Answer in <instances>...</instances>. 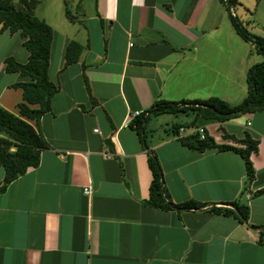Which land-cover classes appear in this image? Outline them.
Listing matches in <instances>:
<instances>
[{
  "label": "crops",
  "instance_id": "obj_1",
  "mask_svg": "<svg viewBox=\"0 0 264 264\" xmlns=\"http://www.w3.org/2000/svg\"><path fill=\"white\" fill-rule=\"evenodd\" d=\"M211 7L209 0H95L93 33L79 25L72 37L68 23L58 30L50 24L48 76L59 87L38 127L23 117L49 146L36 167L0 193V264H264V194L257 193L264 188V110L222 122L197 118L194 125L217 144L242 147L224 133L257 139L249 181L235 151H197L179 140L173 125L188 124L191 111L150 117L145 141L128 126L158 99L244 98L242 50L216 31ZM23 39L0 31V106L13 114L23 97L12 84L29 78L6 72L4 58L25 62ZM70 40L84 49L80 61L63 67ZM148 153L156 155L174 203L204 206L175 211L145 204ZM3 176L0 167V182ZM232 202L247 206L246 222L210 209L236 212Z\"/></svg>",
  "mask_w": 264,
  "mask_h": 264
},
{
  "label": "trees",
  "instance_id": "obj_2",
  "mask_svg": "<svg viewBox=\"0 0 264 264\" xmlns=\"http://www.w3.org/2000/svg\"><path fill=\"white\" fill-rule=\"evenodd\" d=\"M230 2L232 5L236 0H230ZM17 3L19 6H15L13 0H0V31L8 30L10 34L18 31L24 38L22 45L26 49L28 57L25 62H20L13 56H6L4 58V70L27 76L29 80L12 84V86L22 89L23 101L17 105V114H13L0 106V132L6 134L5 137H0V167L4 169V176L0 182V193L5 190L8 183L24 174L28 167H36L40 162L41 151L48 148L49 145L41 132L24 118L34 121L38 127L41 116L51 110V98L59 87L58 83H54L48 76L53 29L45 20L34 14L33 9L38 0H18ZM65 14L69 19L74 18L67 9H65ZM228 15L236 33L243 40L251 42L254 49L264 56V37L254 36L243 28L235 19V15L230 12L229 7ZM99 20L102 23V19L99 18ZM83 49L82 44L70 40L64 49L63 67L80 61ZM80 64L86 91L91 103H94L96 100L90 93L89 81L85 75L86 65L83 61ZM245 83L246 94L238 103H229L218 96L177 101L158 99L147 109L131 117L128 126L135 130L141 141H145V126L150 117L161 113L191 111L194 117L188 124L173 125V132H177L179 140L185 146L197 151H203L209 147L235 151L243 159L246 179L249 181L254 176L250 154L257 150V139L247 132L240 139L224 133L226 138L236 140L242 144V147L217 144L204 127L194 126L197 118H203L208 122H222L246 112L264 110V60L246 68ZM29 104H37L38 107L32 108ZM180 127L185 129L202 128L203 131L200 133L196 130L193 133L180 135ZM147 164L151 171V180L149 197L144 201L145 204L162 210L175 211L182 208L196 209L204 206L203 203L194 200L174 203L163 186L161 167L154 153L147 154ZM257 193L264 194V188L259 189ZM231 205L236 209V212L233 209L222 207H211L210 209L234 215L238 220L246 222L248 219L247 206L238 202H232ZM259 242L264 244V230L260 232Z\"/></svg>",
  "mask_w": 264,
  "mask_h": 264
},
{
  "label": "rangeland",
  "instance_id": "obj_3",
  "mask_svg": "<svg viewBox=\"0 0 264 264\" xmlns=\"http://www.w3.org/2000/svg\"><path fill=\"white\" fill-rule=\"evenodd\" d=\"M17 2L18 0H13L15 6H19ZM209 5L212 6L211 17L213 24L217 26L216 31L224 34L226 38L237 41L238 44L235 47H240L242 50V84L244 85L247 68H243L244 65L247 63L248 66H251L261 62L264 60V56L254 49L251 42L243 40L236 33L229 19L228 7L230 12L235 15V19L249 33L264 37V0H236L232 5L230 0H209ZM65 9L74 16V20L68 19ZM81 11L84 16L80 17ZM33 12L56 30L63 29L64 25L61 23H68L69 29L65 31L68 36L74 37L76 35L75 29L80 27L79 25L86 27L90 33H93L90 28L95 23L93 18L95 0H38ZM162 117L165 116H161V119H163ZM179 117L181 120L182 116Z\"/></svg>",
  "mask_w": 264,
  "mask_h": 264
},
{
  "label": "built area",
  "instance_id": "obj_4",
  "mask_svg": "<svg viewBox=\"0 0 264 264\" xmlns=\"http://www.w3.org/2000/svg\"><path fill=\"white\" fill-rule=\"evenodd\" d=\"M138 114V113H137ZM137 114H135V115H132V117L133 116H136ZM247 124H249V122H247ZM199 131L200 133H202V128H198V129H190L189 131H187L185 128H183V127H180L179 128V132H180V135H186V134H189V133H193V132H195V131ZM201 137H203V135H201ZM83 192L86 194V195H89L90 194V192H91V190H90V187H84L83 188Z\"/></svg>",
  "mask_w": 264,
  "mask_h": 264
},
{
  "label": "water",
  "instance_id": "obj_5",
  "mask_svg": "<svg viewBox=\"0 0 264 264\" xmlns=\"http://www.w3.org/2000/svg\"><path fill=\"white\" fill-rule=\"evenodd\" d=\"M234 208V207H233ZM235 209V208H234ZM236 210V209H235Z\"/></svg>",
  "mask_w": 264,
  "mask_h": 264
}]
</instances>
